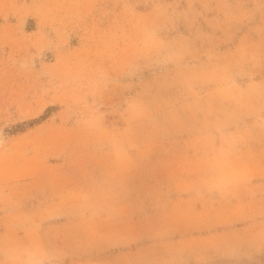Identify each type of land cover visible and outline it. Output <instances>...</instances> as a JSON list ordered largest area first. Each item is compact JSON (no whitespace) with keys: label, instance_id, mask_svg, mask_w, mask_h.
Returning a JSON list of instances; mask_svg holds the SVG:
<instances>
[{"label":"rangeland","instance_id":"1","mask_svg":"<svg viewBox=\"0 0 264 264\" xmlns=\"http://www.w3.org/2000/svg\"><path fill=\"white\" fill-rule=\"evenodd\" d=\"M264 0H0V264H264Z\"/></svg>","mask_w":264,"mask_h":264},{"label":"crops","instance_id":"2","mask_svg":"<svg viewBox=\"0 0 264 264\" xmlns=\"http://www.w3.org/2000/svg\"><path fill=\"white\" fill-rule=\"evenodd\" d=\"M264 252V251H263Z\"/></svg>","mask_w":264,"mask_h":264}]
</instances>
